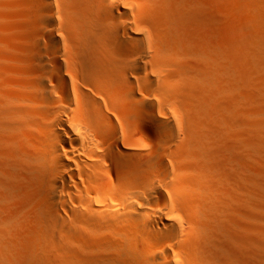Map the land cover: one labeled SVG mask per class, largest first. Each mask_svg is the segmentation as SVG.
I'll use <instances>...</instances> for the list:
<instances>
[{"label":"bare ground","instance_id":"obj_1","mask_svg":"<svg viewBox=\"0 0 264 264\" xmlns=\"http://www.w3.org/2000/svg\"><path fill=\"white\" fill-rule=\"evenodd\" d=\"M164 1L0 0V264H264V0H220L222 63Z\"/></svg>","mask_w":264,"mask_h":264},{"label":"rangeland","instance_id":"obj_2","mask_svg":"<svg viewBox=\"0 0 264 264\" xmlns=\"http://www.w3.org/2000/svg\"><path fill=\"white\" fill-rule=\"evenodd\" d=\"M147 1L153 2L154 0H147ZM203 1L204 0H180L181 3H179L178 0H166V2L164 1L163 7H162L164 19L162 21V27L160 29V31L162 32V38L159 39V46L167 50L171 49L174 52L178 51V53L187 52L189 54L192 51H198L203 56V59L207 63L209 61L214 62V63L216 62L222 63L223 61L221 60L219 52H218L219 50L222 49V39H221L222 37L220 35L221 33H219L218 31V23H217L218 20L212 19L210 17L211 14H214L216 12V9L221 8L220 0H205L204 2ZM211 1L214 4H212ZM235 3L237 4L238 10L242 11L243 9L240 6V2L238 0H235ZM4 11L5 10L0 9V16H2L3 14L7 12V11L5 12ZM2 12L4 13L2 14ZM11 12H8V13L9 15L11 14L12 16ZM8 13H6V16L8 15ZM13 16L15 17V14ZM3 19L5 20L6 18L0 17V20H3ZM17 20H18V17H15L7 21H17ZM220 32H222V30ZM241 33L244 36L242 34L239 36L238 40L240 42L237 41L238 42V44H236L237 49L236 48L234 49L235 53L240 54L239 49L240 50L242 49L241 53L244 49L243 52L246 51L245 53L251 54L248 51L249 42H247L249 39V36H248L249 33L247 31L245 33L244 32H241ZM240 37H242L243 39ZM240 39L242 40V42ZM239 43H242L241 46H238ZM245 53L241 55H243V57L248 56V54L245 55ZM252 57L253 56H249L248 58L249 61L251 60ZM232 58L235 59L234 57ZM232 58L230 59L231 61L224 60V63L227 66L230 65L233 68L235 66V63L239 64L240 69L239 70L237 69L238 65L235 66V69L242 78L249 76L250 75L249 73H251L252 75L250 66L249 65L247 66L245 65L246 67L244 66L245 63L247 64L244 58L243 60H239L237 57V60H239L240 63H238L237 60H235L237 61L235 62ZM244 61L245 63L243 64ZM219 74H220V71H219ZM251 75L248 78L246 77L247 79L245 78L246 81H248L249 83H251V79H252ZM199 88H201L200 83H199ZM209 99H210L209 94L203 93L199 95L197 98L194 97L193 103L198 110L202 111L204 110V106L209 101ZM24 251L25 250H23V252Z\"/></svg>","mask_w":264,"mask_h":264}]
</instances>
